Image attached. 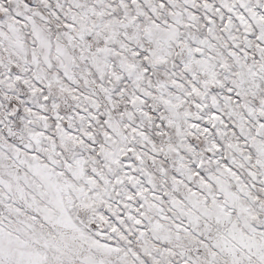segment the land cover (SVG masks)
Segmentation results:
<instances>
[{
  "label": "snow or ice",
  "instance_id": "1",
  "mask_svg": "<svg viewBox=\"0 0 264 264\" xmlns=\"http://www.w3.org/2000/svg\"><path fill=\"white\" fill-rule=\"evenodd\" d=\"M0 264H264V0H0Z\"/></svg>",
  "mask_w": 264,
  "mask_h": 264
}]
</instances>
